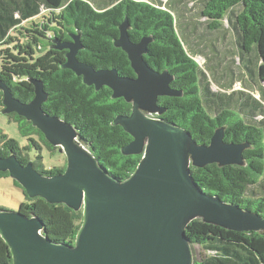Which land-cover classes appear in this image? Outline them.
<instances>
[{
  "label": "trees",
  "instance_id": "obj_1",
  "mask_svg": "<svg viewBox=\"0 0 264 264\" xmlns=\"http://www.w3.org/2000/svg\"><path fill=\"white\" fill-rule=\"evenodd\" d=\"M198 17L205 19L212 56L201 53L208 34L199 32V21L187 20L182 9L159 0H0V84L15 98L28 103L35 98L34 82L44 85L48 101L44 109L72 124L87 148L102 167L117 179L128 178L143 155L122 153L133 137L115 125L118 116L129 115L132 104L114 99L108 87L99 91L87 87L82 77L63 68L67 51L54 48L55 41L70 42L79 34L84 47L78 59L96 69H116L123 77H136L128 55L114 45L119 26L128 19L131 40L144 37L149 44L146 60L156 71L174 76L171 87L182 97H161L165 109L156 118L186 129L193 140L209 144L217 128H225V141L247 144L245 166L217 164L191 167L198 187L223 202L264 218V0H201ZM43 21L24 24L43 15ZM194 16V15H193ZM234 33L237 50L220 49L225 44L224 23ZM187 35H190L187 36ZM24 39V41L22 40ZM4 48V49H3ZM203 55L209 61L202 67L196 60ZM230 55V57H228ZM236 60L247 76L242 89L234 68ZM219 87L213 89V84ZM3 90L0 88V112L3 115ZM13 124L22 141L0 128V156H15L23 166L33 163L44 176L63 174L65 154L51 145L45 135L26 118L16 113L4 115ZM61 155L63 164L46 165ZM11 178L0 172V179ZM12 179V178H11ZM25 202L19 212L41 220L43 234L57 243H75L83 222V211L64 204H50L43 198H30L20 183ZM8 211L0 207V212ZM187 237L209 256L194 264H264V235L258 232H234L198 219L188 226ZM0 264H12L9 246L0 236Z\"/></svg>",
  "mask_w": 264,
  "mask_h": 264
},
{
  "label": "water",
  "instance_id": "obj_2",
  "mask_svg": "<svg viewBox=\"0 0 264 264\" xmlns=\"http://www.w3.org/2000/svg\"><path fill=\"white\" fill-rule=\"evenodd\" d=\"M130 30L126 19L114 45L128 55L136 77L80 61L78 54L84 47L79 34H72L70 42L55 41L54 46L67 51L63 68L82 77L84 85L97 91L108 87L114 99L132 104V112L118 116L114 123L133 137L122 153L143 157L124 180L101 166L72 124L44 109L48 94L43 84L33 83L35 98L28 103L0 84L3 115L26 118L67 160L63 174L44 176L32 162L23 166L15 156H0V172H9L30 198L83 211V222L71 244L44 235L38 218L19 211L0 212V236L11 250L12 264H194L187 231L198 219L234 232L264 235V218L204 193L191 174V167L245 166L249 146L225 141L223 127L216 129L209 144H200L186 129L156 118L165 113L159 98L183 93L171 87L173 75L148 64L153 40L144 37L135 43Z\"/></svg>",
  "mask_w": 264,
  "mask_h": 264
},
{
  "label": "rangeland",
  "instance_id": "obj_3",
  "mask_svg": "<svg viewBox=\"0 0 264 264\" xmlns=\"http://www.w3.org/2000/svg\"><path fill=\"white\" fill-rule=\"evenodd\" d=\"M100 1V3H104L106 0H97ZM164 4L167 3H172V6L177 8V9H182L184 10L183 13L188 15L186 18L187 20L191 21H199L201 23V26H198L199 32H204L208 34V36L202 37L204 42L201 43V53L207 55L208 57L212 56V53H210L211 43L209 42V39H211V36L209 32L206 30L205 26V19L199 18L198 17V11H200L201 8V0H159ZM194 15V16H193ZM49 16L48 12H45L43 15L39 16L35 20L28 22L24 24L23 27L25 28H30L32 27V23L35 21L36 23L42 22L44 19L43 17ZM225 30L224 34H221L223 37V40L225 41V44L219 45V42L217 44L218 48L220 49H229V50H237L236 45H235V38L234 33L230 27V24L228 21L224 23V28ZM190 37V35H187ZM24 41V39H22ZM4 49V48H3ZM230 57V55L228 56ZM1 58V56H0ZM197 62L204 67L206 63L209 61L207 60L206 57L203 55L197 56L196 57ZM236 72V79H238L240 82L235 85V89H242L244 86L243 84L245 83V79L247 78L246 75H244V70L239 66L238 60H236V63L233 64ZM261 79V83L264 86V76ZM213 89L215 91L219 90V87L216 84H213ZM0 128L4 129L12 138L17 139L19 141H22L20 136L17 134V130L13 124H9L7 118L2 115L0 112ZM53 163H60L63 164L64 161L61 160L63 159L61 155H57L56 157H53ZM51 161L48 158V155H46V165L50 166ZM25 202V198L23 196L22 191L18 190L13 186V181L11 178H5V179H0V207L2 209L8 210V211H19L20 204ZM193 255H194V261H201L206 259L209 256V252L205 251L200 245H193Z\"/></svg>",
  "mask_w": 264,
  "mask_h": 264
}]
</instances>
